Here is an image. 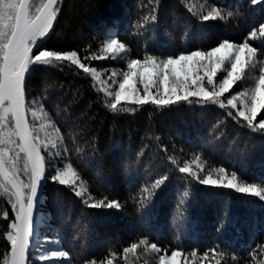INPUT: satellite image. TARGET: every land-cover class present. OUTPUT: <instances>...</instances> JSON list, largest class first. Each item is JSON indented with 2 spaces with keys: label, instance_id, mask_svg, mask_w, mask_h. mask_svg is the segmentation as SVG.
Wrapping results in <instances>:
<instances>
[{
  "label": "trees",
  "instance_id": "obj_1",
  "mask_svg": "<svg viewBox=\"0 0 264 264\" xmlns=\"http://www.w3.org/2000/svg\"><path fill=\"white\" fill-rule=\"evenodd\" d=\"M147 2L62 0L45 47L76 49L84 56L88 54L82 51L85 46L91 45V51L96 52L103 40L115 33L130 47L126 55L131 58H142L145 45L158 56L176 55L196 48L207 50L223 39L242 42L253 27L264 22V8H254L249 0H186L195 6L194 11L203 4L234 12L226 21L209 22H200L181 0H160L159 24L149 25L139 34L134 25L150 11V7H142ZM91 65L98 70L126 69L120 60L91 61ZM91 83L90 78L68 67L37 71L29 79L28 99L42 97L47 87L45 109L64 134L69 158L89 192L96 199L107 196L118 200L123 207L119 211L89 209L68 188L49 181L43 187L33 245L58 241L69 252L71 264H85L88 259H102L109 251L120 255L124 247L147 237L161 248L179 247L185 252L195 248L198 255L219 246L227 254L221 264H264V251L257 249L255 259L250 255L258 244H264V202L233 190L190 182L167 159L175 156L182 166L185 159L199 153L206 167L223 166L246 182L264 183V133L241 127L215 105H180L162 112L146 105L134 114L112 113L100 102L102 94L98 95ZM238 90L240 86L232 91ZM218 123L219 127H214ZM76 146L83 149L80 158ZM165 146L167 153L162 151ZM141 150L144 154L138 156ZM89 160L93 167L88 166ZM165 173L169 175L166 185L140 209L132 197ZM186 190L190 195L181 206ZM6 199L0 198V217L4 210L10 212ZM6 231L7 222L0 219V259L9 247L3 238ZM145 260L155 264L156 254L143 256L138 264ZM204 264H215L211 254Z\"/></svg>",
  "mask_w": 264,
  "mask_h": 264
},
{
  "label": "snow or ice",
  "instance_id": "obj_2",
  "mask_svg": "<svg viewBox=\"0 0 264 264\" xmlns=\"http://www.w3.org/2000/svg\"><path fill=\"white\" fill-rule=\"evenodd\" d=\"M61 3L62 0H0V198H7L11 212L10 215L6 209L0 217L7 222L3 238L9 245L0 264H71L69 252L58 241L32 243L39 193L49 181L68 188L89 209L119 211L123 207L118 200L107 196L96 199L89 192L69 158L64 134L53 114L45 109L47 87L42 97L28 99L29 79L34 72L63 71L68 67L77 75L83 74L91 79V87L98 95L102 94L100 102L112 113L134 114L146 105L161 112L180 105L200 108L215 105L241 127L264 133V22L253 27L242 42L223 39L207 50L196 48L158 56L145 45L142 58H131L126 55L131 52L130 47L113 33L103 40L98 51L92 52L91 45H87L82 51L88 54L81 56L76 49L45 47L54 32ZM181 3L200 22L226 21L234 15L232 10L225 12L216 5L202 4L194 11L195 6H189L186 0ZM249 3L254 8H264V0H249ZM159 4L160 0H148L142 6L150 7V11L134 25L137 33L143 34L140 30L159 24ZM257 41L260 43L254 44ZM98 60H120L126 69L98 70L91 65V61ZM237 86L240 90L233 92ZM214 127H219V123ZM162 151L167 153V147ZM82 153L83 149L76 146L77 158ZM143 154L141 150L138 156ZM167 159L190 182L233 190L264 202V183L246 182L236 171L229 172L223 166L206 167L207 162L199 153L185 159L182 166L175 156ZM88 166L93 167V160L88 161ZM98 167L102 169L104 165ZM168 180L165 173L142 186L132 197L133 201L140 209L146 208ZM189 195L186 190L179 201L181 206L187 203ZM53 243L57 245L55 248L50 247ZM257 249L264 251V244L252 250L253 259ZM33 252L37 255L33 256ZM149 253L156 254L155 264H204L210 254L215 264H221L227 255L219 246L202 255L195 248L191 252L179 247L161 248L144 237L124 247L120 255L109 251L102 259H88L85 264H120L121 260L133 264L131 258L138 264Z\"/></svg>",
  "mask_w": 264,
  "mask_h": 264
},
{
  "label": "water",
  "instance_id": "obj_3",
  "mask_svg": "<svg viewBox=\"0 0 264 264\" xmlns=\"http://www.w3.org/2000/svg\"><path fill=\"white\" fill-rule=\"evenodd\" d=\"M42 191H43V188L40 190V193H39V202H38V205H37V208L35 209V213H34V220H35V235H36V230H37V218H38V212H39V207H40V203H41V199H42ZM35 238V237H34ZM33 238V240H34ZM33 243V241H32Z\"/></svg>",
  "mask_w": 264,
  "mask_h": 264
}]
</instances>
